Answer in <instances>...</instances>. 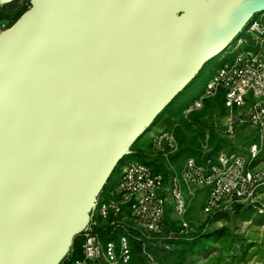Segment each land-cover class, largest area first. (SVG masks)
<instances>
[{
	"label": "water",
	"instance_id": "water-1",
	"mask_svg": "<svg viewBox=\"0 0 264 264\" xmlns=\"http://www.w3.org/2000/svg\"><path fill=\"white\" fill-rule=\"evenodd\" d=\"M28 5L0 34V264H60L131 146L264 0Z\"/></svg>",
	"mask_w": 264,
	"mask_h": 264
},
{
	"label": "built area",
	"instance_id": "built-area-1",
	"mask_svg": "<svg viewBox=\"0 0 264 264\" xmlns=\"http://www.w3.org/2000/svg\"><path fill=\"white\" fill-rule=\"evenodd\" d=\"M0 22V34L9 28ZM231 62L222 64L207 80L203 92L181 113L187 116L203 108L204 101L224 91V108L227 111L223 134L231 137L238 126L254 128L260 141H264V14L252 19L244 35L231 47ZM251 94L254 103L247 112L238 114ZM208 135L202 146L207 150ZM151 153L163 160L167 179L148 165L128 159L120 167L119 179L100 195L94 203L89 227L79 235L81 258L66 264H126L130 260L128 237L138 232V240L152 241L170 249L169 243L178 236H186L193 227L187 213L196 191L206 190L202 213L206 215L234 209H249L264 215V170H257L261 146L248 148V161L235 153L219 151L214 160L199 165L193 158L185 159L175 170L171 156L177 152L175 134L161 126L148 136ZM262 144V143H261ZM170 206V207H169ZM171 209L176 230L168 232L163 241L167 211ZM169 221V220H168ZM108 224L112 236L122 228L117 240L101 239L98 229ZM105 230V229H104ZM108 236V237H109ZM72 253V250L70 254ZM70 254L68 256H70ZM152 264L153 259L148 255Z\"/></svg>",
	"mask_w": 264,
	"mask_h": 264
},
{
	"label": "trees",
	"instance_id": "trees-1",
	"mask_svg": "<svg viewBox=\"0 0 264 264\" xmlns=\"http://www.w3.org/2000/svg\"><path fill=\"white\" fill-rule=\"evenodd\" d=\"M28 7V1L20 6H16L15 3L4 7L0 6V22H9L11 25L14 24L28 9ZM231 61L232 58L224 57L220 64L216 65L212 64V62L205 64L196 78L172 101V103L157 117V119L152 124L153 126L165 113L168 112L170 108L173 107V111L169 113L168 119L172 120L168 127L173 130L178 145L177 152L170 158L173 164H175V161L178 160L182 164L185 159L191 157L196 161L197 164L204 165L207 160H214L216 154L219 152L217 148L213 151L210 148L211 138L205 132L206 126L204 121L206 118H211L212 116H227V111L224 108V91L219 90L213 98L205 100L203 108L199 111L191 112L187 116H183L181 112L195 99V97H192L189 94V88L196 85L198 79L202 75L208 80L222 64ZM206 135H208L207 150H204L202 146L205 144ZM136 143H134L130 148L131 155L123 158L117 165L116 169L113 171L106 185L102 189L100 195H102L107 190V188L113 184L117 169L123 164L125 160L128 159H134L136 161L145 163L154 172L161 173L165 179H167V175H170V173L165 169L163 160L151 153L150 145H148V149H145L144 147L135 149ZM180 165L177 167V171L179 170ZM251 213H253V211L249 209H244L243 211V215L245 217H249ZM222 219L223 214L221 212L210 214L204 226L198 229L194 228L192 232L186 236H178L175 240L169 243L170 249L168 250L155 244V242H142L138 240L137 238L139 233L135 231L131 236L128 237L130 260L126 264H152L148 258V255L153 259L155 264H185L186 260L192 255L201 256L206 259L210 254V246H208V243L217 242L219 240H221L220 252L225 256L223 259L227 260L226 258H230L233 260V262L230 264H239L241 262V257L230 255L236 241L235 237L228 231V229H217L209 234L205 231L208 225H212L214 222ZM176 229V224L167 220L165 222L164 233L161 236V241L166 238L169 231ZM98 231L100 232L101 239L104 243L110 239L116 244L119 237L124 233L122 228H117L115 229L113 235L109 236L108 233L111 231V228L109 227L108 229V224H106L103 228L98 229ZM71 250L72 253L70 256L66 257V259H64L60 264H66L67 262L75 261L81 258L79 236L74 238ZM244 254L246 253H243V255ZM210 260L214 264H220L221 262V259L219 258H211ZM100 264L107 263L102 262Z\"/></svg>",
	"mask_w": 264,
	"mask_h": 264
},
{
	"label": "rangeland",
	"instance_id": "rangeland-1",
	"mask_svg": "<svg viewBox=\"0 0 264 264\" xmlns=\"http://www.w3.org/2000/svg\"><path fill=\"white\" fill-rule=\"evenodd\" d=\"M28 0H18L15 2L16 6H20L26 3ZM8 26L11 24L9 22ZM244 35V32L242 33ZM232 54L231 48L225 53L218 55V57L212 61V64H220L224 57H230ZM207 78L201 76L196 85L189 88V94L192 97H198L204 90L205 81ZM252 95L249 94L246 97V105L237 111L238 114H245L248 108L254 103ZM173 111V107L168 110L144 135L135 145V149L144 147L149 148L148 136L151 132L159 129L161 126H169L172 120L169 119V113ZM226 116L218 117L212 116L211 118H206L204 124L206 126L205 132L211 138L210 148L213 151L218 149L219 151H225L228 153L239 154L246 161H248V148L251 144L257 143L261 146V152L259 158L256 160V165L259 164L260 167L257 170L261 171L264 168V141H260V136L258 132L248 126L247 124L238 126L235 129L234 134L231 137H227L223 134L224 123ZM262 143V144H261ZM175 170L181 164L180 161H175ZM121 167V166H120ZM120 167L117 169L114 179L120 174ZM170 175H167V180ZM206 198V190L196 191V196L190 203L187 220L193 229H198L207 221L209 215L202 213V207ZM264 203V201H262ZM170 207V206H169ZM243 209H234L233 211H223V219L214 222L212 225H208L205 229L206 233H212L217 229L226 228L235 237V245L233 246L230 255H235L241 257V262L239 264H264V216H260L257 213H251L249 217L243 215ZM167 217L169 221H172L173 213L171 209L167 211ZM221 240L217 242L208 243L210 254L205 259L201 256H190L185 264H214L210 259L219 258L221 259L220 264L232 263L233 260L230 258L223 259L225 256L220 252ZM243 253H246L243 255ZM243 257V258H242ZM238 264V263H237Z\"/></svg>",
	"mask_w": 264,
	"mask_h": 264
},
{
	"label": "crops",
	"instance_id": "crops-1",
	"mask_svg": "<svg viewBox=\"0 0 264 264\" xmlns=\"http://www.w3.org/2000/svg\"><path fill=\"white\" fill-rule=\"evenodd\" d=\"M258 167H260L259 164H257V168H258ZM261 169L264 170V168H261ZM118 179H119V176H118L117 178L114 179L113 184H116V182L118 181Z\"/></svg>",
	"mask_w": 264,
	"mask_h": 264
}]
</instances>
